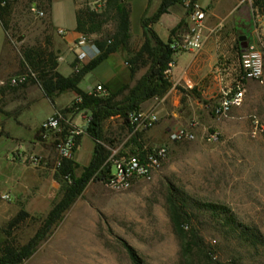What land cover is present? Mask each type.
Segmentation results:
<instances>
[{"label": "rangeland", "instance_id": "rangeland-1", "mask_svg": "<svg viewBox=\"0 0 264 264\" xmlns=\"http://www.w3.org/2000/svg\"><path fill=\"white\" fill-rule=\"evenodd\" d=\"M102 2L74 0L76 7L85 4L98 8ZM29 9L26 0H15L7 30L4 32L0 28V95H16L26 87V84H7L8 79L24 72L20 50L30 46L42 47L45 39L51 40L54 34L46 26L45 15L36 17ZM51 21L54 27L71 31L74 14L57 4L51 11ZM248 27V30L252 29L251 23ZM105 30L110 31L111 26L107 24ZM141 42L142 38L135 46L131 43V49H128L135 51ZM262 46L264 48V37ZM233 62L236 63L235 56ZM219 71L222 74L229 72L215 69L212 73ZM87 77L85 75L79 83L82 90L88 86ZM228 77L221 88L227 87L234 79L235 65ZM203 88L212 89V92L203 101L204 112L200 115L195 113L192 116L191 110L185 106L187 110L176 122H186L179 126L170 125L166 115L156 114L154 125L138 133L136 142L140 145H164L167 149L165 160L150 179L134 183L125 191H112L102 183L89 181L30 258L21 264H130L121 242L136 252L142 264H201L195 255L181 257L179 242L172 232L165 207L168 185L194 202L225 208L237 223L256 228L264 239V73L261 82L247 85L241 105L225 116L211 113L219 92L217 88L210 85ZM43 114L41 107L37 115ZM22 116H26V112ZM178 127L189 130L193 139L171 142L168 134ZM152 133L155 134L153 137ZM210 134H215L214 141L207 140ZM128 135L127 131L120 130L116 136L117 145L124 147ZM15 138L12 146L20 150L19 146L26 143V130L18 131ZM84 141L82 146L86 144ZM50 148L53 163L48 168L53 169L51 177L54 179L57 173L54 163L58 157L52 140ZM13 156H10L11 160ZM16 161L24 166L23 171H26V164L30 166L26 157ZM7 171L0 164V241L4 238L7 221L15 212L23 210L29 219L10 234V239L21 244L36 229L37 221L44 217L48 206L50 208L60 198L62 184L52 190L50 201L33 197L26 198L25 203L22 197L14 199L10 196L8 185L1 184ZM79 173L76 171V176ZM38 177L41 176L38 174ZM21 180L19 188H26V172ZM40 189L46 190L45 185ZM4 195L8 200L2 199ZM193 224L221 264H264V250H254L236 239L223 238L219 222L208 214H198Z\"/></svg>", "mask_w": 264, "mask_h": 264}, {"label": "trees", "instance_id": "trees-1", "mask_svg": "<svg viewBox=\"0 0 264 264\" xmlns=\"http://www.w3.org/2000/svg\"><path fill=\"white\" fill-rule=\"evenodd\" d=\"M74 3V0H72ZM100 6L90 8L87 5L76 7L74 11V31L87 37L97 50V54L85 65L72 71L67 77L56 72L57 56L51 49V42L46 38L44 45L25 47L20 50V64L26 75L27 82L36 83L43 95L51 99L54 95L71 92L80 99L79 103L71 101L69 107L58 110L64 117L73 116L80 111H88V121L83 133L93 142L92 156L88 165L75 175L76 165L71 159L62 160L54 177L58 186L62 184L60 198L51 205L47 213L39 219L37 227L25 242L19 244L10 239L12 231L17 230L26 220L28 214L19 210L4 226V238L0 241V264H21L34 253L36 247L60 220L64 211L78 197L89 181L104 183L109 163L106 161L110 151L103 144H111L102 134L101 124L109 117L117 116L121 126L131 132L132 126L127 121V114L140 111V105L152 98H161L170 89L164 72L167 64L172 61L173 53L168 48L170 37L183 26L179 21L169 31L167 40L162 42L150 26L167 12V8L180 4L183 0H161L155 12L140 18L139 25L142 32V42L138 49H128L129 40V5L125 0H102ZM194 1V0H193ZM15 0H0V28L7 30L9 15ZM26 3L42 12L46 17V26L53 30L48 20L51 0H26ZM75 5V3H74ZM251 8L264 18V0H250ZM109 24L110 31L105 27ZM93 37V38H91ZM238 44L236 46V51ZM122 50L125 52V63L130 74L145 68L144 73L131 87H123L116 94L105 96L96 93H83L77 88L82 77L105 60L108 55ZM125 91L124 94L122 92ZM121 95L119 100L115 96ZM198 98V95H197ZM138 133L128 139L124 145L140 146L136 142ZM40 136H43L40 132ZM39 138V137H38ZM79 136L75 138V149ZM53 142V141H52ZM54 143V142H53ZM135 149H132L133 152ZM66 178V179H65ZM165 207L174 236L178 239L182 259L189 255L199 257L201 264H221L214 258L211 246L204 243L199 229L193 221L198 214H208L219 222V232L223 238L236 239L254 250H264V239L256 228H249L236 222L232 214L225 208L208 203H199L190 200L180 191L168 185L165 196ZM197 214V215H196ZM121 245L130 264H142L141 258L126 243Z\"/></svg>", "mask_w": 264, "mask_h": 264}, {"label": "crops", "instance_id": "crops-1", "mask_svg": "<svg viewBox=\"0 0 264 264\" xmlns=\"http://www.w3.org/2000/svg\"><path fill=\"white\" fill-rule=\"evenodd\" d=\"M160 1L125 0L130 9L129 49H131V43L135 46L136 42L142 38L139 25L140 18L143 15L146 17L152 15ZM185 1L183 0L182 3L174 4L167 8V12L162 14L150 26L162 42L167 40L169 31L179 21H184ZM194 2L205 10L203 23L205 40L201 50L196 54L180 53L174 55L172 58L173 65L169 69L168 74L165 75L166 80L170 83V89L162 98H152L140 105V111L150 109L155 115L157 114L161 117L166 115V121L170 125L181 126L185 124L186 121L178 124L176 120H179L181 115H184L183 112L187 108L191 110L192 116H195V113L196 115H200L201 112H204L205 104H203V101L207 100L208 97L206 96L211 94L212 91L210 90L212 89L205 90L206 88L204 89L203 87L210 85L213 89L217 88V91L221 89L222 83L227 82L228 76H231L234 65L236 71V46L239 43L238 38L243 37L245 40H249L251 33V30H248V25L250 24V0H207L204 2L202 0H194ZM57 4L66 7L68 10L70 9L73 14L76 7L72 0H51L48 17L54 33L50 42L51 49L57 56L56 72L63 77H67L73 71L74 65L83 66L91 58L87 57L80 63H77L75 60L76 53L72 49V45L79 34L74 31V21L72 22L71 31H65L63 28L52 25L51 11ZM57 30L64 31V34L62 36L57 35ZM234 56L236 58L235 64L233 62ZM215 69L217 71L227 70L230 73L222 74L219 71V73L214 74L212 72ZM144 71L145 69H139L131 75L125 63V52L118 50L108 55L105 60L85 74L88 76L86 90H82L79 87L80 82L77 88L83 93L90 94L95 93V86H100L106 93L116 94L123 87L133 86L134 82ZM250 82L246 83V87ZM124 93L125 91L122 92V94ZM96 94L100 95L99 93ZM197 95L198 98H196ZM120 97L121 95L118 94L114 99L119 100ZM74 98L73 93L63 92L48 99L43 95L39 86L33 82H27L26 87L19 94L0 95V164L8 170L7 173L3 174L1 184L8 185L9 192L11 193L9 195L14 199L22 197L25 199V203L26 198L33 197L50 201L52 190H55L58 186L54 185L55 179L51 177L53 169L50 171L51 169L48 168L53 163L50 148L51 139L47 136H40L39 125L53 111L67 107ZM185 106L188 107L185 108ZM41 107H43L44 114L38 116L37 113ZM25 112L26 116H22ZM87 118L88 111L83 110L71 116L70 122L73 125L80 126L83 130ZM20 130H26V143H22L19 146V150L12 146V142L16 141V133ZM101 130L103 137L111 141L109 145L108 143L103 144L107 150L120 147L117 145L116 136L120 130H126L121 126L120 119L117 116L104 120L101 124ZM153 135L155 134L152 133L151 136L153 137ZM127 137L125 136V138ZM2 141L3 143L1 144ZM82 141L86 143L84 146L81 145ZM92 148V140L82 132L70 157L76 165L75 175L76 171L80 172L82 168L88 165L92 156ZM11 155H14V158L19 161H22L26 157L27 163H29V159L32 157L38 158L39 164L37 166H27L26 164V171H23L24 166L16 160H11ZM24 172H26V188H19ZM38 174L41 177H38ZM43 184L46 190L40 189ZM30 186L33 188H30ZM48 210L49 206L46 211Z\"/></svg>", "mask_w": 264, "mask_h": 264}, {"label": "built area", "instance_id": "built-area-1", "mask_svg": "<svg viewBox=\"0 0 264 264\" xmlns=\"http://www.w3.org/2000/svg\"><path fill=\"white\" fill-rule=\"evenodd\" d=\"M184 9L183 26L170 37L168 43V48L173 56L180 53L196 54L201 50L205 40L203 34L205 10L193 0H186ZM29 11L36 17L43 16L42 12L38 11L33 4L30 6ZM250 23L252 29L249 40L244 38L238 43L235 77L227 87L219 90L217 100L211 107V113L214 116H225L232 108L239 107L244 98L246 83L250 81L261 82L262 80L264 73V48L262 46L264 18L252 8H250ZM56 34L62 36L64 31L57 30ZM72 49L76 53L75 60L77 63L97 54L94 45L87 37L82 35H79L74 41ZM172 65V61L167 64L164 75L168 74ZM79 67L78 64L74 65L73 71H76ZM25 79L26 75L14 76L8 79L7 84L9 86L21 85L25 82ZM94 92L105 96V91L100 86H95ZM79 101L78 97L73 99V103H79ZM70 117H64L58 110H55L39 125L42 135L47 136L54 142V150L58 157L54 163L56 169L59 168L62 160L70 159L75 138L83 132L80 126L73 125L70 122ZM87 121L88 118L86 124ZM127 121L132 126L127 137L128 140L135 133L150 129L157 121V117L152 110L138 111L128 113ZM253 123L254 128H256L257 123L255 121ZM168 138L171 142L192 140L193 134L187 129L177 128L169 132ZM215 139V134H210L207 137L208 141H214ZM139 146V150L132 145L109 150L110 154L106 160L109 167L103 183L107 188L112 191H125L134 183L150 179L159 170L167 155L166 147L164 145ZM132 149L135 150L131 152ZM29 164L37 166L39 159L32 157L29 159ZM54 185L58 186V183L54 181ZM2 199L8 200V197L4 195Z\"/></svg>", "mask_w": 264, "mask_h": 264}, {"label": "water", "instance_id": "water-1", "mask_svg": "<svg viewBox=\"0 0 264 264\" xmlns=\"http://www.w3.org/2000/svg\"><path fill=\"white\" fill-rule=\"evenodd\" d=\"M243 39H244L243 37H239V38H238V42H241ZM86 126H87V124H85L83 130L85 129Z\"/></svg>", "mask_w": 264, "mask_h": 264}]
</instances>
